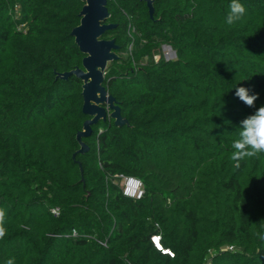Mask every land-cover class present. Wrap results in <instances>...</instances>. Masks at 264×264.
<instances>
[{
    "label": "trees",
    "instance_id": "1",
    "mask_svg": "<svg viewBox=\"0 0 264 264\" xmlns=\"http://www.w3.org/2000/svg\"><path fill=\"white\" fill-rule=\"evenodd\" d=\"M152 1L153 18L144 1L108 0L102 39L121 58L103 86L128 125L99 122L74 160L83 83L57 75L83 68L71 32L84 3L0 0V264H264V154L230 159L264 106V0H241L234 26L230 0Z\"/></svg>",
    "mask_w": 264,
    "mask_h": 264
},
{
    "label": "water",
    "instance_id": "2",
    "mask_svg": "<svg viewBox=\"0 0 264 264\" xmlns=\"http://www.w3.org/2000/svg\"><path fill=\"white\" fill-rule=\"evenodd\" d=\"M84 6L79 14L80 24L71 32V37L81 53L85 55L83 68L60 73L57 77L61 80H68L75 76L81 80L83 97V114L89 117L83 125V129L77 134V141L80 149L73 155L75 160L77 154L88 152V146L83 141L92 135V127L107 118L114 120L117 127L128 125V121L123 118L121 109L116 99L109 95L103 86L105 74L110 63L118 61L121 56L118 54L120 46L115 39H102L103 35L116 28L114 24L105 22L111 17L108 11V0H81ZM146 2L149 14L153 18L154 3L152 0H139ZM81 174L83 170L80 162ZM84 182V179L81 180Z\"/></svg>",
    "mask_w": 264,
    "mask_h": 264
},
{
    "label": "clouds",
    "instance_id": "3",
    "mask_svg": "<svg viewBox=\"0 0 264 264\" xmlns=\"http://www.w3.org/2000/svg\"><path fill=\"white\" fill-rule=\"evenodd\" d=\"M246 12L247 10L241 0H230L224 23L228 26H234L244 18ZM235 95L249 107H254L255 101L258 99V94H250L249 89L245 87L236 88ZM238 129L237 138L232 142L233 151L230 155V159L236 162L237 168L240 167L241 161L258 158L264 154V106L259 107L253 114L243 119ZM3 217L4 212L0 209V222H2ZM153 243L159 251L174 257L171 251L163 249L160 242L159 245L155 241ZM5 264H15V258H9Z\"/></svg>",
    "mask_w": 264,
    "mask_h": 264
},
{
    "label": "built area",
    "instance_id": "4",
    "mask_svg": "<svg viewBox=\"0 0 264 264\" xmlns=\"http://www.w3.org/2000/svg\"><path fill=\"white\" fill-rule=\"evenodd\" d=\"M168 51H169V53H172L174 55V58H176V54L171 49V47L164 46L163 47V54L167 60H172V59H168L166 57V56H168ZM122 186H123V193L126 197L139 200L144 195L143 183L141 182V180H139L137 178L123 177ZM152 240L155 241L157 245H159L160 237L155 236L152 238Z\"/></svg>",
    "mask_w": 264,
    "mask_h": 264
},
{
    "label": "rangeland",
    "instance_id": "5",
    "mask_svg": "<svg viewBox=\"0 0 264 264\" xmlns=\"http://www.w3.org/2000/svg\"><path fill=\"white\" fill-rule=\"evenodd\" d=\"M168 59H172L173 60V58H174V55L172 54V53H169V51H168V56H166Z\"/></svg>",
    "mask_w": 264,
    "mask_h": 264
}]
</instances>
